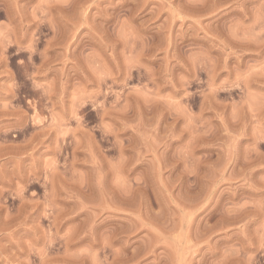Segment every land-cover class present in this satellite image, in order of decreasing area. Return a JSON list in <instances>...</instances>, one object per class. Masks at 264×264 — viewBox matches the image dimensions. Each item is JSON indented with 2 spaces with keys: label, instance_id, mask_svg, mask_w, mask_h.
Here are the masks:
<instances>
[{
  "label": "rangeland",
  "instance_id": "obj_1",
  "mask_svg": "<svg viewBox=\"0 0 264 264\" xmlns=\"http://www.w3.org/2000/svg\"><path fill=\"white\" fill-rule=\"evenodd\" d=\"M0 264H264V0H0Z\"/></svg>",
  "mask_w": 264,
  "mask_h": 264
}]
</instances>
